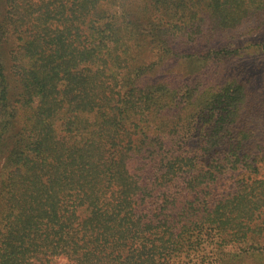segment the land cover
Wrapping results in <instances>:
<instances>
[{
  "label": "trees",
  "instance_id": "1",
  "mask_svg": "<svg viewBox=\"0 0 264 264\" xmlns=\"http://www.w3.org/2000/svg\"><path fill=\"white\" fill-rule=\"evenodd\" d=\"M261 35L264 0H0V264H264Z\"/></svg>",
  "mask_w": 264,
  "mask_h": 264
},
{
  "label": "rangeland",
  "instance_id": "2",
  "mask_svg": "<svg viewBox=\"0 0 264 264\" xmlns=\"http://www.w3.org/2000/svg\"><path fill=\"white\" fill-rule=\"evenodd\" d=\"M257 36H253L252 38H256ZM261 37H264V35H261ZM251 38V36H249V37H247V38H243V37H241L240 39L241 40H246V39H250ZM232 184H234V179H228V180H225V187L227 188V187H229L230 185H232ZM64 261H65V259H64Z\"/></svg>",
  "mask_w": 264,
  "mask_h": 264
}]
</instances>
